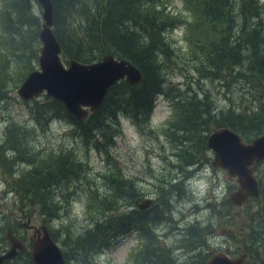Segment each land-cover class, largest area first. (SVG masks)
<instances>
[{
  "label": "trees",
  "instance_id": "16d2710c",
  "mask_svg": "<svg viewBox=\"0 0 264 264\" xmlns=\"http://www.w3.org/2000/svg\"><path fill=\"white\" fill-rule=\"evenodd\" d=\"M50 2L53 34L64 63L72 60L90 64L110 54L136 67L141 81L135 87L124 81L110 87L99 110L83 122L74 120L60 103L50 98H45L46 103L42 104L33 99L29 115L35 126L41 127V123L50 119H61L74 129L75 135L81 136L80 143L96 153L107 154L120 133L119 117L136 127L149 123L155 97L164 93L163 60L174 51L167 33L180 30L185 47L179 51H187L192 64L188 68L197 79L220 84L243 80L251 100L243 96L239 104L231 102L218 108L205 95L176 93L170 99L172 122L164 134L175 147L174 157L182 163L178 170L182 172L201 164L207 153L205 137L213 129L227 128L245 142L264 133V5L260 0H180L182 12L171 9L170 0ZM35 8L34 0H0V92L4 96L15 91L37 66L40 14L34 12ZM6 138L5 144L17 153L12 163L29 166L20 178H14L12 187L28 198L30 205L37 206L39 215L46 221L58 217V201L53 204L51 188L62 193L60 188L74 183L87 187L86 202L95 204L91 209L85 208L89 226L76 233L68 228L49 232L67 262L73 257L77 263L90 264V259L111 248L116 238L131 232L139 239V246L130 255L133 264H178L174 256L177 249L194 253L187 264H203L210 255L200 249L205 247L206 232L211 231L208 225L193 224L181 229L182 239L175 245L164 243L163 237L156 235L154 227L171 213L167 198L171 194L161 203L157 199L148 209L139 211L136 209L140 197L138 188L115 166L107 170L108 175L102 176L106 192L100 196L88 190L90 184L85 182L84 165L72 151L60 149L28 159L22 142L11 129ZM0 165L7 166L1 158ZM257 173L256 202L264 228V161ZM173 185L168 180L159 190L173 192ZM61 196L60 199L69 203L72 193ZM227 204L231 206L229 201ZM212 209L213 213L215 207ZM255 235L256 231L250 227L248 241L243 239L249 246L242 251L245 264H258L260 258L259 264H264V245L254 247ZM66 249L69 250L66 252Z\"/></svg>",
  "mask_w": 264,
  "mask_h": 264
},
{
  "label": "rangeland",
  "instance_id": "374dc122",
  "mask_svg": "<svg viewBox=\"0 0 264 264\" xmlns=\"http://www.w3.org/2000/svg\"><path fill=\"white\" fill-rule=\"evenodd\" d=\"M260 2L264 5V0ZM170 3L171 9L182 12L180 0H170ZM36 8L34 12L38 11L40 14L37 5ZM167 36L174 51L171 57L168 56L163 60L162 73H166V84L163 88L164 93L157 95L155 99L149 123L136 127L126 118L119 117L120 133L114 138V145L105 155L96 153L92 148L80 143L81 136L75 135L74 129L61 119H50L46 123H41V127L35 126L29 115L32 100L22 102L15 91L5 96L0 92V158L7 164V166L0 165V253L8 249L3 239L4 231L8 227H11L24 241L31 233L25 227L27 220L29 222L27 224L34 228L45 226L49 232L62 228H68L75 233L80 232L89 226L85 218L86 206L91 209L95 205L92 202L89 204V200L86 202V197L89 195L84 184L74 183L62 187L60 188L63 190L62 193L51 188L53 204L58 201L59 209L56 215L58 217L49 221L42 218L38 207L30 205L28 198L12 187L14 178H20L29 166L21 162L12 163L17 153L5 144L10 129L22 142L25 158L59 152L60 149L72 151L77 161L84 165L82 170L86 171L85 182L90 184L88 188L90 192L95 191L100 196L106 192V184L102 176L108 175L107 170L115 166L118 172L135 183L140 194L138 201L150 198L154 203L157 199L158 203H161L167 194H171L167 196L171 210L168 219L154 227L156 235L163 237L162 241L166 244H179L182 239L180 230L198 224L211 227V231L206 232L205 247L200 248L202 252L226 250L231 257L236 256L239 251H243V247H249L245 241H248L250 227L256 231V235L253 236L256 239L254 247L264 245V228L262 219L259 218V203L249 201L241 208L228 206V196L236 188V183L224 172L210 166L212 155L209 152L200 165L179 171L181 162L179 163V159L174 157L175 147L164 134L168 123L172 122L170 99L176 93L187 91L188 94L194 93L197 97L205 95L221 108L230 105L231 102L234 104L243 102V96L247 101L251 100L246 92L247 86L244 87L246 84L240 79L224 84L197 79V75L188 68L192 64L187 51H179L184 50L185 47L182 32L171 31ZM226 80L229 81L228 76ZM45 98L47 97L40 95L34 100L42 104L46 103ZM244 104L248 105L246 101ZM18 157L20 158V155ZM207 173H210V176ZM256 176L258 178V173ZM205 179L208 189L206 194H202L198 191V182H203ZM168 180L174 184L173 192L167 193L168 189L159 190V187ZM161 191L163 194L160 197ZM68 193H72V197L69 203H65L60 198L61 195ZM21 198L24 200L22 201ZM213 207L215 210L212 213ZM57 245L60 247L59 244ZM138 246L139 239L136 233L119 236L114 240L111 248L93 256L89 263L133 264L130 255ZM68 250L66 249V252ZM193 254L186 253L183 249L174 252L178 264H187ZM28 257V254L21 253L15 262L8 264H29ZM67 264L82 263H77L73 257H70Z\"/></svg>",
  "mask_w": 264,
  "mask_h": 264
},
{
  "label": "water",
  "instance_id": "95a60500",
  "mask_svg": "<svg viewBox=\"0 0 264 264\" xmlns=\"http://www.w3.org/2000/svg\"><path fill=\"white\" fill-rule=\"evenodd\" d=\"M40 9L41 23L37 30L39 53L37 67L29 72L16 90L23 102L39 95L60 103L76 121L85 120L88 113H95L101 106L110 87L124 81L131 87L141 81V74L129 62L106 54L99 61L80 64L61 60L59 44L53 35V17L50 0H34ZM205 147L212 155L210 165L234 179L236 189L230 193L229 202L239 208L248 199H257L258 183L254 177L258 165L264 161V133L249 143L227 128L211 131L205 139ZM149 199L141 200L136 209L150 207ZM8 249L0 253V264L13 260L25 246L6 229L3 235ZM29 258L32 264H65L60 248L50 239L47 230L40 227L30 238ZM244 254L230 257L227 251L212 252L203 264H243Z\"/></svg>",
  "mask_w": 264,
  "mask_h": 264
},
{
  "label": "flooded vegetation",
  "instance_id": "af4514ba",
  "mask_svg": "<svg viewBox=\"0 0 264 264\" xmlns=\"http://www.w3.org/2000/svg\"><path fill=\"white\" fill-rule=\"evenodd\" d=\"M27 223H29L28 220H27V222H26L25 227H26L27 230H30L31 233H30V235H29V237L27 238L26 241H24V240L22 239L21 236L15 234V233H14V230H13L11 227H10V228H11L12 231H13V235H14V237H15L17 240H19L20 242H22V243L24 244V246H25V250H23V252H20V253H25V254H28V255H29V250H30V247H29V244H30V238H33V237L35 236V234H36V230L39 229L40 227H44V228L47 230L48 233H49V231H48V229H47L45 226H40L39 228H34L33 226H31V225H29V224H27ZM3 239H4V238H3ZM4 241H5V240H4ZM5 242H6V241H5ZM6 244H7V243H6ZM7 248H8V244H7ZM6 250H7V249H6ZM6 250H5V251H6ZM18 254H19V253H18ZM18 256H19V255H18ZM18 256H17L16 259L13 260L12 262H5L4 264H8V263H13V262H15V261L17 260Z\"/></svg>",
  "mask_w": 264,
  "mask_h": 264
},
{
  "label": "clouds",
  "instance_id": "9594fccd",
  "mask_svg": "<svg viewBox=\"0 0 264 264\" xmlns=\"http://www.w3.org/2000/svg\"><path fill=\"white\" fill-rule=\"evenodd\" d=\"M210 176V173H207ZM208 189L207 180L205 179L203 182H198V191L202 194H206Z\"/></svg>",
  "mask_w": 264,
  "mask_h": 264
},
{
  "label": "bare ground",
  "instance_id": "6f19581e",
  "mask_svg": "<svg viewBox=\"0 0 264 264\" xmlns=\"http://www.w3.org/2000/svg\"><path fill=\"white\" fill-rule=\"evenodd\" d=\"M52 31H53V27H52ZM54 35V34H53ZM55 37V36H54ZM7 229H9L12 233H13V231H12V229L10 228V227H8ZM22 243V242H21ZM23 244V243H22ZM56 244V243H55ZM24 245V244H23ZM57 245V244H56ZM58 246V245H57ZM59 247V246H58ZM60 248V247H59ZM25 250V249H24ZM61 250V249H60ZM62 251V250H61ZM16 257H17V255L14 257V259L13 260H15L16 259ZM63 257H65L64 255H63ZM13 260H10L9 262H12Z\"/></svg>",
  "mask_w": 264,
  "mask_h": 264
}]
</instances>
